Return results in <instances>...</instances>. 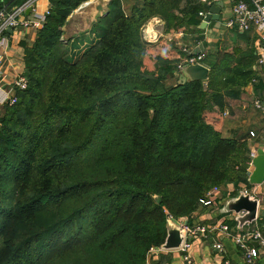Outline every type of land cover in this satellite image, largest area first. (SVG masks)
<instances>
[{
	"label": "trees",
	"instance_id": "trees-1",
	"mask_svg": "<svg viewBox=\"0 0 264 264\" xmlns=\"http://www.w3.org/2000/svg\"><path fill=\"white\" fill-rule=\"evenodd\" d=\"M87 1L50 0L25 47L28 88L0 113V264H147L169 218L191 217L215 187L252 188L232 167L241 147L250 160L247 144L223 137L222 117L227 94L263 89L254 52L225 51L207 85H178L182 54L141 28L157 16L167 32L201 33L208 6L142 0L129 17L112 0L99 40L74 58L64 27Z\"/></svg>",
	"mask_w": 264,
	"mask_h": 264
},
{
	"label": "crops",
	"instance_id": "crops-1",
	"mask_svg": "<svg viewBox=\"0 0 264 264\" xmlns=\"http://www.w3.org/2000/svg\"><path fill=\"white\" fill-rule=\"evenodd\" d=\"M112 0H89L81 5L79 9L74 10L68 22L71 23L76 15L85 7L95 4L96 13L91 19V25L88 29L78 35L72 36L71 42H76L80 47V53L85 52L99 40L94 34V25L97 24L100 17L105 16L109 11V4ZM88 3V4H87ZM122 10L126 16L132 15L135 6L142 4V0H120ZM18 4V3H17ZM105 9H104V8ZM104 10V11H103ZM230 15L229 7H224L221 15L222 25L219 26L212 22L208 28L201 33L196 32L193 27L181 28L177 32H167L166 23L163 20L162 25H153L155 31L149 32V39L145 40L150 45H157L162 42L165 48L178 51L182 58L186 57L185 49L196 52L203 45L202 53L205 56L204 63L211 70V62L219 60L223 52L232 51L233 48H240L242 53L254 52V63L252 66L257 79L260 80L263 89L257 90L254 86L238 88L225 96V109L223 111L222 135L227 139H236L247 144V157L251 161L252 153L260 148L264 149V68L258 65V56L260 52L259 37L254 32L242 33L237 30H230L228 33L224 27V20ZM160 18V17H159ZM229 30V29H227ZM65 32V30H64ZM36 34L30 31H21L12 37L10 42L11 49L9 52L10 63L19 73H24L25 47L32 45ZM77 48V49H78ZM238 54V53H237ZM245 55H242L243 58ZM180 64V63H179ZM7 73H10L8 69ZM178 75V66L175 69ZM260 103V107L256 103ZM0 106V113L2 112ZM253 134V136H252ZM253 170V166L248 168V172ZM248 174V173H247ZM249 189L252 196L259 198V208L257 220L252 224H247L242 230L260 228L264 233V185L260 187L248 188L244 183L230 184L227 188L221 187V192L217 194L216 202L209 207H202L194 212L191 217H185L181 220H188V226L206 225V226H227V232L220 228L215 232L208 233L204 237L196 236L191 243V248L187 253L182 250L165 251L159 250L151 253L147 264H186L185 254H188L194 264H225L229 261L231 264H248L245 260L244 253L239 245L235 242V234L238 233V223L234 221L235 215L232 213L222 214L221 210L224 203L237 197L242 190ZM223 244L225 251L219 253L214 245ZM257 246L258 244L255 243ZM263 251L262 249H260ZM259 264H264V254L258 260Z\"/></svg>",
	"mask_w": 264,
	"mask_h": 264
},
{
	"label": "built area",
	"instance_id": "built-area-1",
	"mask_svg": "<svg viewBox=\"0 0 264 264\" xmlns=\"http://www.w3.org/2000/svg\"><path fill=\"white\" fill-rule=\"evenodd\" d=\"M208 6L207 11L200 12L199 15L205 20L209 9L223 2L225 7H229L230 15L224 20L223 25L229 30H237L238 32L248 33L254 32L259 37L258 65L264 67V0H199ZM6 0H0V106L15 105L18 102V93L28 88V80L24 73H19L10 63L9 52L11 49L10 42L14 35L21 31H30L34 34L44 28L47 18L51 12L50 0H23L21 3L10 5ZM88 4V3H87ZM30 10L29 14L27 12ZM12 29L13 35L8 33ZM199 49V47H198ZM186 57L178 65V71L185 65L203 64L205 56L203 53H193L185 49ZM11 71L7 73L6 70ZM260 107V103H256ZM253 136V134H252ZM256 154L252 153L251 157ZM252 167V160L249 162ZM221 188L215 187L210 190L205 199H202L201 205L209 207L216 202L217 194L221 192ZM250 193L249 189L245 190ZM252 194V193H251ZM221 230L227 232V226H220ZM217 226L194 225L187 226L185 242L180 249L187 253L191 248L190 237H204L208 233L215 232L219 229ZM235 242L239 245L244 253L245 260L248 264H259L258 260L264 254V233L259 228L241 230L235 234ZM255 243L258 245L256 246ZM214 248L223 253L225 248L223 244L217 243ZM262 249L263 251H261ZM161 251V247H154L150 250L147 262L151 253ZM184 260L186 264H194L191 257L185 254ZM225 264H231L229 261Z\"/></svg>",
	"mask_w": 264,
	"mask_h": 264
},
{
	"label": "water",
	"instance_id": "water-1",
	"mask_svg": "<svg viewBox=\"0 0 264 264\" xmlns=\"http://www.w3.org/2000/svg\"><path fill=\"white\" fill-rule=\"evenodd\" d=\"M225 7L223 2H218L209 9L205 20L201 22L199 29L204 31L208 26L215 22L219 26L222 25L221 15ZM30 10L27 12L29 14ZM10 35H13L12 29L8 30ZM203 45L197 49L195 53H201ZM210 75V69L202 64L185 65L178 71V85H184L191 82H202L207 85ZM253 170L248 172V183L250 187H260L264 185V149L260 148L256 151V155L251 157ZM155 200L158 204L162 203V198L157 196ZM260 200L254 198L251 193H246L242 190L240 194L227 200L221 210L222 214L232 213L235 215L234 221L238 223V229L242 230L247 224H252L257 220L258 208ZM188 220L181 221L175 218H169L167 222V237L162 250L173 251L180 250L185 242L186 229ZM194 237H190L189 241L193 242Z\"/></svg>",
	"mask_w": 264,
	"mask_h": 264
},
{
	"label": "rangeland",
	"instance_id": "rangeland-1",
	"mask_svg": "<svg viewBox=\"0 0 264 264\" xmlns=\"http://www.w3.org/2000/svg\"><path fill=\"white\" fill-rule=\"evenodd\" d=\"M82 5H84V3ZM77 9H79V8H77ZM95 13H96L95 4L89 5V6L85 7L84 9H82L76 15V17L72 20L71 23L67 22L66 26L64 27L65 32H64L63 40L65 42H67L69 39L72 40L71 39L72 36L78 35L79 33H83L82 31H84L85 29H88L89 26L91 25V19L93 18ZM105 25H106V23L102 20L99 24H97L95 26L94 34H96L99 38H100L101 33H103V31L105 30ZM225 30L228 33H231V34L233 33V31H230L227 29H225ZM72 45H74V44H72ZM72 47H73V50H70V51H72L71 52L72 56H74V58L78 57L79 54H81L80 53L81 52L80 47L79 48L77 47L78 49L74 48L75 46H72ZM181 61H184V58H182ZM244 155H245V148L241 147L240 152L238 154L236 153V157L234 158V163L232 164L233 165L232 167H234V169L236 171H240V170L243 171L245 169V167L249 168V161L245 160ZM179 219H182V218H179Z\"/></svg>",
	"mask_w": 264,
	"mask_h": 264
},
{
	"label": "clouds",
	"instance_id": "clouds-1",
	"mask_svg": "<svg viewBox=\"0 0 264 264\" xmlns=\"http://www.w3.org/2000/svg\"><path fill=\"white\" fill-rule=\"evenodd\" d=\"M164 22L161 18L157 17V16H153L151 17L144 26H142L141 28V34H142V38L145 40L149 39V32L150 31H155V28L153 27V25H162Z\"/></svg>",
	"mask_w": 264,
	"mask_h": 264
}]
</instances>
